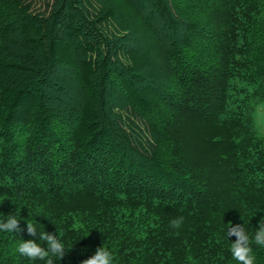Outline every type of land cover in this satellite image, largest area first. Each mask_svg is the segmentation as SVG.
<instances>
[{
    "label": "trees",
    "instance_id": "1",
    "mask_svg": "<svg viewBox=\"0 0 264 264\" xmlns=\"http://www.w3.org/2000/svg\"><path fill=\"white\" fill-rule=\"evenodd\" d=\"M33 1L0 0V220L21 229L0 232V264H46L17 251L43 230L54 264L100 246L113 264H238L230 223L251 238L264 215V0Z\"/></svg>",
    "mask_w": 264,
    "mask_h": 264
},
{
    "label": "clouds",
    "instance_id": "2",
    "mask_svg": "<svg viewBox=\"0 0 264 264\" xmlns=\"http://www.w3.org/2000/svg\"><path fill=\"white\" fill-rule=\"evenodd\" d=\"M183 217L171 221L173 228L180 227ZM26 231L28 235L37 237L38 231L31 223H26ZM19 221L15 216H8L6 220H0V232H18L20 231ZM228 237L234 236L229 251L232 258L238 264H255V256L253 254L251 243L257 246L264 247V215L258 221V227L254 235L250 238L246 233L242 224H235L230 226L227 230ZM38 240L43 241L44 244L38 243L36 239L21 240L17 251L30 260H45L46 264H54L50 257H58L60 260L66 255L65 246L57 237L56 232L42 231L38 234ZM80 264H113L112 253L105 247H97L95 252L86 259L80 261Z\"/></svg>",
    "mask_w": 264,
    "mask_h": 264
},
{
    "label": "rangeland",
    "instance_id": "3",
    "mask_svg": "<svg viewBox=\"0 0 264 264\" xmlns=\"http://www.w3.org/2000/svg\"><path fill=\"white\" fill-rule=\"evenodd\" d=\"M44 1L45 0H34L33 1V7L36 10L37 9L44 10L45 9V6H46V4H45ZM140 35H142V34L140 33ZM140 37H142V36H140ZM141 46H143L145 48V50H146L145 60L147 62H149L150 64H154V63H156V64L157 63L162 64L163 63V62H160L158 60L159 57L157 56V53L154 50H152L151 48H149V46L145 45L144 41L141 42ZM58 64H59V62H58ZM61 64H63L65 67L67 66L64 63H61ZM58 67L59 66L57 65V68ZM159 67H161L162 70L158 69V67L156 68V66H155V70L156 71H157V69H158V71H164L165 70L164 69L165 68L164 65H160ZM68 75L70 76V74H67V76ZM57 76H59L58 73L53 71L52 74H51V77H49V78H51V80L54 81V82L56 81V83H60L59 80L57 79ZM65 78H66V75H65ZM65 78L63 77L64 80H65ZM65 82H66L65 84L68 83L72 87V83H71V79L70 78H69V80H67ZM254 116H255V121H256V125L258 127V130L260 132L264 133V99L256 106L255 111H254Z\"/></svg>",
    "mask_w": 264,
    "mask_h": 264
}]
</instances>
